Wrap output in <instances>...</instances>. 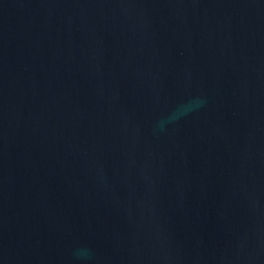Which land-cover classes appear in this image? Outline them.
Returning a JSON list of instances; mask_svg holds the SVG:
<instances>
[{
	"label": "water",
	"instance_id": "water-1",
	"mask_svg": "<svg viewBox=\"0 0 264 264\" xmlns=\"http://www.w3.org/2000/svg\"><path fill=\"white\" fill-rule=\"evenodd\" d=\"M0 264H264V0H0Z\"/></svg>",
	"mask_w": 264,
	"mask_h": 264
}]
</instances>
